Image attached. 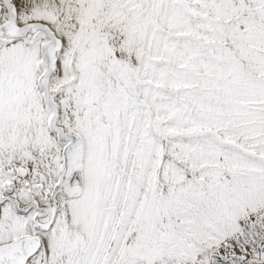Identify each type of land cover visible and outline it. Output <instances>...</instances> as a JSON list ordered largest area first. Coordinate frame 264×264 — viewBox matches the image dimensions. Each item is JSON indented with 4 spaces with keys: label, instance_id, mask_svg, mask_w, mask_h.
Segmentation results:
<instances>
[{
    "label": "rangeland",
    "instance_id": "374dc122",
    "mask_svg": "<svg viewBox=\"0 0 264 264\" xmlns=\"http://www.w3.org/2000/svg\"><path fill=\"white\" fill-rule=\"evenodd\" d=\"M13 3L29 7L32 20L20 24L45 22L74 41L69 77L60 74L63 46L57 53L50 98L58 110L65 92L66 114L80 122L66 131L82 136L86 126L92 133L72 185L84 189L81 173L88 170L94 203L75 223L61 204L71 231L56 264H264V236L256 230L264 221V0ZM24 14L18 12V22ZM42 39L48 40L43 32L0 34V102L9 97L0 106V188L26 191L37 202V191L45 198L44 190L59 185L66 146L51 129L52 110L38 82L46 70ZM9 48L14 59L5 54ZM162 101L174 108L156 105ZM149 133L158 154L147 152ZM39 221L46 224L47 216ZM40 249L41 264H49L42 240Z\"/></svg>",
    "mask_w": 264,
    "mask_h": 264
},
{
    "label": "bare ground",
    "instance_id": "6f19581e",
    "mask_svg": "<svg viewBox=\"0 0 264 264\" xmlns=\"http://www.w3.org/2000/svg\"><path fill=\"white\" fill-rule=\"evenodd\" d=\"M1 1V0H0ZM17 1L18 0H16V3H17ZM24 1V0H23ZM77 1H79V0H76V3H77ZM59 2V1H58ZM57 2V3H58ZM219 2V1H218ZM14 3H15V1H14ZM24 3V2H23ZM28 3V2H27ZM27 3H25V4H27ZM36 4V3H35ZM40 4V3H39ZM51 4H52V2H51ZM68 4V3H67ZM67 4H66V6H67ZM87 4V3H86ZM223 4V3H222ZM17 5V4H16ZM78 5V4H77ZM23 6V5H22ZM3 7L6 9V7L3 5V4H1L0 5V9H2V13H0V23H8V21H9V17H8V12H7V9H6V12H7V16L5 17V15H3L4 14V9H3ZM19 7H20V4H19ZM28 6H25L23 9H21V8H19V10H17L18 12H21V13H23V12H25V14L24 15H27L28 17L27 18H21V16H19V22L17 21V26L18 27H22L23 25H25V24H20V23H23V22H25V20L26 21H28L27 19L29 18V16H30V20H32L31 19V14H26V12H28V10H29V7L27 8ZM33 7V6H32ZM44 8V7H43ZM41 9V8H40ZM63 9V8H62ZM68 9V8H67ZM64 10V9H63ZM36 11V10H35ZM41 11V10H40ZM50 11V10H49ZM17 12V13H18ZM34 12H32V14H33ZM37 13V12H36ZM41 13V12H40ZM49 12L47 11V14H48ZM43 14V13H42ZM50 14V13H49ZM49 14H48V18L50 19V16H49ZM39 14H37V16H38ZM45 15V14H44ZM43 15V16H44ZM52 16V15H51ZM18 17V16H17ZM25 17V16H24ZM21 18V19H20ZM34 18H37L36 17V14H35V17ZM40 18V17H39ZM38 18V20H40ZM52 18H54V17H52ZM63 18V17H62ZM49 19H48V22H49ZM59 19V18H58ZM58 19L56 20V21H58ZM42 20V19H41ZM40 20V21H41ZM43 20H45L46 21V19H43ZM60 20V19H59ZM36 21V20H35ZM50 21H52V19H50ZM55 21V22H56ZM47 22V23H48ZM29 23H35L34 21L33 22H31V21H29ZM29 23H26V24H29ZM45 23V22H44ZM57 23H59V22H57ZM49 24V23H48ZM56 26V25H55ZM189 26V25H188ZM50 27H51V24H50ZM23 28V27H22ZM54 28H56L57 29V27H54ZM58 28H60L61 29V27H59V25H58ZM5 29V28H4ZM52 29V28H51ZM63 30V29H62ZM61 30V31H62ZM54 31V30H53ZM56 31H58V30H56ZM60 32V31H59ZM3 33L4 34H6V32H5V30L3 31ZM44 33V32H43ZM65 33V32H64ZM64 33H63V35H58L62 40V42H63V49H62V51H63V54H61L62 55V63H61V66H59L60 67V69H61V73L60 74H64V77H69V75H68V70H67V62H68V60H69V54H70V50H71V48H70V46L72 47L73 46V44H74V41H71V42H69L67 39H66V36H64ZM0 34H1V30H0ZM3 34V35H4ZM2 36V35H1ZM5 37H6V35H4ZM16 37H13L12 39H19V38H25V37H23L20 33L18 34V33H16V35H15ZM47 36V35H46ZM27 37V36H26ZM74 37V36H73ZM48 38V37H47ZM74 40V39H73ZM16 42H18V41H16ZM41 42V41H40ZM39 42V43H40ZM42 42H44V40L42 39ZM50 42V40L48 39L47 41H45L44 43H49ZM24 43V42H23ZM43 43V44H44ZM15 45V44H14ZM17 45V44H16ZM39 45V44H38ZM31 48H32V46H30ZM38 47V46H37ZM62 47V46H61ZM20 48H22V46L20 47ZM28 48V47H27ZM39 49V48H38ZM42 49V48H41ZM44 49H45V55L48 53V50H46V49H48V47H44ZM198 49V48H197ZM15 50H19V48L18 47H16L15 48ZM15 50L14 49H7L6 51H5V54H7V58H12V59H14V52H15ZM2 51V50H1ZM61 51V52H62ZM38 53V52H37ZM3 54V53H2ZM27 55V54H26ZM224 56V55H223ZM42 57H43V59H45V57H44V55L42 54ZM37 58V57H36ZM40 58V57H39ZM61 57H59V59H60ZM71 59V58H70ZM211 60V59H210ZM84 57L83 58H79L78 60H77V62H78V66L79 67H82L83 66V64H84ZM138 61V60H137ZM208 61V60H207ZM16 62V61H15ZM36 62V61H35ZM58 62H59V60H58ZM69 63H70V60H69ZM135 64V63H134ZM9 65V64H8ZM11 65V64H10ZM13 65V64H12ZM34 65V64H33ZM59 65V64H58ZM4 66V65H3ZM2 66V67H3ZM21 66V65H20ZM215 67V66H214ZM217 67V66H216ZM215 67V68H216ZM5 68V67H4ZM3 68V69H4ZM21 68V67H20ZM35 68H36V66H35ZM219 68V67H218ZM59 69V70H60ZM15 72H17L15 69H13ZM12 70V71H13ZM35 70H37V69H35ZM161 70V69H160ZM7 71H8V69H7ZM167 72V71H166ZM166 72H159L161 75V77L163 78V79H165L166 80V78L168 79V77H167V73ZM222 72V71H221ZM220 72V73H221ZM3 73V72H2ZM12 74V73H11ZM13 74H15V73H13ZM34 74V73H33ZM38 74H39V72H38ZM187 74V73H186ZM189 75V74H188ZM30 77V76H29ZM190 77V76H189ZM1 78V77H0ZM85 78V77H84ZM88 78V77H87ZM86 78V79H87ZM28 79V78H27ZM7 80V79H6ZM164 80V81H165ZM169 80V79H168ZM170 80H171V77H170ZM172 80H173V78H172ZM171 80V81H172ZM5 81V80H4ZM170 81V82H171ZM2 82V84H3V81H1ZM32 82V81H31ZM88 82V81H87ZM167 82V81H166ZM7 83H8V81H7ZM1 84V83H0ZM4 84H5V82H4ZM80 85H82L83 86V81H82V79H81V81H80ZM212 85V84H211ZM31 86V85H30ZM78 86V85H77ZM34 87V86H33ZM38 89V88H37ZM39 90V89H38ZM262 94H264V88H263V90H262ZM41 92H39V94H40ZM191 93V92H190ZM189 93V94H190ZM219 93V92H218ZM42 94V93H41ZM64 94H65V92L63 93V95L61 96V97H58L59 98V105H58V107H59V109H58V115H59V117H58V124H56V126H64V130L66 131V130H69V128H70V125H73V126H75V127H77V128H79L78 126L80 125V122H77V120H76V122H71L70 120H71V117H69L66 113L67 112H69V113H71V111L70 110H68L67 109V102H66V100H64L65 99V97H64ZM75 94V93H74ZM9 95V94H8ZM59 96V95H58ZM84 97H83V99H82V101H83V104H85V102H86V98L88 97L87 95H83ZM87 96V97H86ZM223 96V95H222ZM4 97H5V95H4ZM41 97V96H40ZM68 97V96H67ZM78 97V96H77ZM190 97V96H189ZM193 97V96H192ZM195 97H197V96H195ZM2 98V97H1ZM8 98V99H7ZM5 97L4 99H5V102L4 101H2V103L0 102V106H2V108L4 107V103H7V102H9L8 100H9V97ZM43 99V98H42ZM41 99V100H42ZM63 99V100H62ZM72 99V98H71ZM70 99V100H71ZM74 99V98H73ZM72 99V100H73ZM194 99V98H193ZM190 101V100H189ZM166 103V102H165ZM163 101L162 102H159V103H156V105L157 106H159V107H161V108H166L167 107V109H173L174 107L171 105V104H165ZM174 103V102H173ZM43 104H44V102H43ZM177 104V103H176ZM6 105V104H5ZM43 106V105H42ZM44 106H46V105H44ZM76 106V105H75ZM74 106V107H75ZM47 107V106H46ZM69 107V106H68ZM71 107V106H70ZM44 109H45V107H43ZM42 108V109H43ZM7 109V108H6ZM41 109V110H42ZM189 109V108H188ZM182 110H185L184 108L182 109ZM51 111V110H50ZM32 112V111H31ZM48 112V111H47ZM3 113V112H2ZM188 113V112H187ZM51 113H48V115H50ZM190 114H192V113H190ZM190 114H189V116H190ZM47 114H45V116H46ZM52 116V115H51ZM47 117L48 116H46V120H47ZM44 118V117H43ZM66 118L68 119V120H66ZM35 119V118H34ZM38 119H40L41 120V118H39V116H38ZM74 119V118H73ZM45 120V124L47 123V121ZM6 121V120H5ZM179 122V121H178ZM7 123V122H6ZM5 123V124H6ZM34 123V122H33ZM40 123H42V122H40ZM50 124H51V118H50V122H49ZM44 124V125H45ZM40 125V124H39ZM48 126V125H47ZM51 126V125H50ZM49 127V126H48ZM15 128V127H14ZM42 128V127H41ZM51 129H53L52 127H51ZM22 130H24V129H22ZM40 130V129H39ZM44 130V129H43ZM84 130V131H83ZM82 130V137L84 138V143H85V145L88 147V145L89 144H92V137H91V135H92V133L90 132V130H87V128H86V126H84V129ZM44 131H46V130H44ZM55 131V130H54ZM74 131V130H73ZM55 132H57V131H55ZM66 132H71V131H66ZM75 132H77V131H75ZM13 133V132H12ZM16 133V132H15ZM18 133H21V132H18ZM23 133H25V132H23ZM23 133H21L20 134V137H21V135L23 134ZM44 133V135H46L45 134V132H43ZM42 133V134H43ZM79 133V132H78ZM48 134V133H47ZM51 135H52V137L55 139V141L57 140L56 139V134L55 133H50ZM23 135H25V134H23ZM31 135H33V134H31ZM27 136V135H26ZM6 136H4V138H5ZM8 137V136H7ZM10 138H12V137H9V139ZM25 138V137H24ZM43 138V137H42ZM58 138V137H57ZM53 139V140H54ZM49 140V139H48ZM52 140V139H51ZM18 141V140H17ZM43 140H41V142H42ZM55 141H54V143H55ZM60 141V140H59ZM22 142V141H21ZM46 142V141H45ZM45 142H43V143H45ZM51 142V141H50ZM52 143V142H51ZM23 144V143H22ZM42 144V143H41ZM66 144V143H65ZM8 145V144H7ZM6 145V146H7ZM24 145V144H23ZM50 145V144H49ZM52 145V144H51ZM29 146V145H28ZM46 146V145H45ZM57 146V145H56ZM59 146V145H58ZM61 146V145H60ZM59 146V147H60ZM64 146V145H63ZM15 147V146H14ZM14 147H12L13 148V150L15 149ZM18 147H20V145H18ZM18 147H16V148H18ZM43 147V146H42ZM53 147V146H52ZM51 147V148H52ZM159 144L158 143H156L155 142V140H154V138L152 137V135L149 133V145H148V147H147V152H148V154H150V155H153V153H156V154H158L159 153ZM188 147V146H187ZM7 148V147H6ZM56 148V147H55ZM11 149V148H10ZM24 149H26V148H24ZM43 150H44V148H42ZM63 149V148H62ZM7 150H8V148H7ZM21 150V149H20ZM53 150V149H52ZM52 150H50L49 152H52ZM4 151H5V149H4ZM55 151V150H54ZM140 152H142V149H140L139 150ZM14 152V151H13ZM12 152V153H13ZM31 152V151H30ZM2 153H3V151H2ZM5 153H7V152H5ZM53 153V152H52ZM61 153V152H60ZM30 154V153H29ZM38 154V153H37ZM62 154V153H61ZM143 154V153H142ZM12 155V154H11ZM31 155V154H30ZM39 155H40V152H39ZM38 155V156H39ZM51 155V154H50ZM14 155H12V157H13ZM57 156V155H56ZM63 156H64V150H63ZM5 157V156H4ZM22 157V156H21ZM27 157V156H26ZM1 158V157H0ZM6 158V157H5ZM10 158V157H9ZM20 158V157H19ZM34 158V157H33ZM37 158V157H36ZM40 158V157H39ZM50 158V157H49ZM57 158H59L58 156L54 159V161L55 162H57L58 161V159ZM7 159V158H6ZM15 159V158H14ZM35 159V158H34ZM84 159V158H83ZM2 160H4V159H2ZM142 160V159H141ZM33 161V160H32ZM35 161H36V159H35ZM16 162V161H15ZM21 162H22V160H21ZM39 162L41 163V160L39 159ZM55 162H53V163H55ZM52 163V162H51ZM17 164V163H16ZM56 164V163H55ZM58 164V166H55L56 167V170L55 171H57L58 169H59V167H61L62 165H60L61 163H60V161L57 163ZM74 164H76V162L74 163ZM152 164H155V159H153L152 160ZM12 165V164H11ZM15 165V164H14ZM31 165V164H30ZM30 165H29V167H30ZM36 165V164H35ZM60 165V166H59ZM71 165V164H70ZM69 165V166H70ZM75 166V165H74ZM1 167V166H0ZM12 167V166H11ZM64 167H65V163H64ZM83 167H84V160H83ZM30 168H32V165H31V167ZM43 168V167H42ZM47 168V167H46ZM11 169V168H10ZM61 169V168H60ZM7 170V169H6ZM16 170H17V167H16ZM35 171H36V169H34ZM37 170H39V169H37ZM43 170V169H42ZM83 170V169H82ZM10 171V170H9ZM47 171H49V170H47ZM5 172V171H4ZM32 172V171H31ZM30 172V173H31ZM43 172V171H42ZM45 172V171H44ZM82 172V171H81ZM37 173H39V172H37ZM40 174V173H39ZM81 174H83V178H84V183H83V187H84V189H82V191L84 190V192H83V194L81 193V197L80 196H78L79 198H76V197H70V198H75V199H69V198H67L63 193H62V189H60V191H57V187H53V186H51V187H49L48 189H46V190H44V192H45V194H46V196H45V198H42V194H41V192L40 191H37V194H38V196H39V200H40V202H37V201H30V199H31V194L30 193H28V192H26V191H21V190H17V188H16V190H14V192H7V188L6 189H4L3 187L2 188H0V196H2L3 198H2V200L0 201V244H3V243H7V242H11V241H15V240H19V239H21V238H28V237H38V238H40V240H42V242H44V245H45V248H46V250H47V258H48V260L50 261V262H48L49 264H56V261L58 260V249L59 248H61V247H63V243L66 241V239H67V233L69 232V231H71V230H68L67 229V226H66V218H68V217H66L67 215L65 214V212L61 209V204H63V205H66V207L68 208V212H69V214H70V217L69 218H71L72 219V222H74L75 223V221L78 219H80V217H81V215H82V210L81 209H83V210H87V209H89V208H91L92 206H93V201H94V197H95V187H94V184H95V179H94V176L93 175H90V174H88V170H85V172L84 173H81ZM4 175H6V174H4ZM20 175V174H19ZM31 175V174H30ZM29 175V176H30ZM35 174H33V176H34ZM46 179H51V178H49V176L50 177H53V173L52 174H44L43 175ZM63 176V175H62ZM38 178H39V176H38ZM78 177L77 176H75L74 177V181L77 179ZM44 179V178H43ZM8 180V179H7ZM2 181V180H1ZM6 181V180H5ZM40 181H41V179H40ZM43 181V180H42ZM3 182V181H2ZM6 182H8V181H6ZM64 182V178L62 179L61 178V181H60V183H59V185L61 186V184ZM7 185V184H6ZM59 185H57V186H59ZM76 186H79V185H76ZM25 189V188H24ZM13 190V189H12ZM30 192V191H29ZM59 193H61L63 196H61V195H58ZM73 192L72 191H70V194H72ZM2 194V195H1ZM55 194H57L58 195V197L56 198V201H55V207H57V205H56V203L58 204V206H60L59 208H58V210H57V212H56V214H55V219H54V221H53V224L51 225V227L48 229V231H46V230H43V229H39L38 228V226H37V223H35V220H36V213H35V210H37L38 211V215L41 213V209L40 208H44V214L45 213H48V211H46V209H48V208H51V206H52V202H51V199L54 197V195ZM63 197V198H62ZM67 198V199H66ZM15 201H17V202H15ZM31 202H33V204H31ZM38 203V204H37ZM92 204L91 206H89V204ZM31 208H33L32 210H31V212L30 213H28V215H25V213H27V212H29L30 211V209ZM46 208V209H45ZM65 210V209H64ZM67 211V210H66ZM20 213H22V214H20ZM35 214V215H34ZM49 214V213H48ZM66 215V216H65ZM69 216V215H68ZM68 218V219H69ZM45 221V220H44ZM84 221H85V218H84ZM83 221V222H84ZM82 222V221H81ZM39 224H44L43 222H41V221H39L38 222ZM145 227H147V226H145ZM85 229V227H82L81 228V230H84ZM256 229V228H255ZM257 230V232H259V231H261V235H262V238H260V239H263V236H264V221H262V223H261V225L256 229ZM259 234V236L261 237V235ZM70 235H72L71 234V232H70ZM80 235V234H79ZM74 237V242L73 243H75V245H77V243H78V241H79V239H78V236H76V235H74L73 236ZM239 245V244H238ZM73 247H75V246H73ZM77 247V246H76ZM255 247V246H254ZM73 250H74V248H72ZM42 250L43 249H40V250H38L34 255H32L29 259H28V261H27V264H41V262L43 261V255H42ZM244 250V249H243Z\"/></svg>",
    "mask_w": 264,
    "mask_h": 264
},
{
    "label": "water",
    "instance_id": "95a60500",
    "mask_svg": "<svg viewBox=\"0 0 264 264\" xmlns=\"http://www.w3.org/2000/svg\"><path fill=\"white\" fill-rule=\"evenodd\" d=\"M3 5L6 7L8 12V17L10 18L8 23H0V30L1 35L5 39H12L16 37V33H20L23 37L27 35H34L37 32H44L48 39L50 40L49 43H44L40 47L41 54L44 55L46 60V70L40 76L38 82L40 88L44 92V97L46 100L47 105L52 110L51 116V127L53 130L57 131L58 139L64 143L66 146L64 147V171L62 179L64 178V182L61 186H55L62 189V193L67 197H78L82 193L81 186H73L72 181L74 176L81 172L83 169V158L85 156V143L84 138L75 131L66 132L61 126H56V121L58 119V110L56 101L50 98V78L52 74L56 70L57 65V53L60 51L61 46H63L62 41L59 37L55 34V32L51 29V27L42 22H35L25 24L22 27L17 26V16L18 11L16 5L13 3V0H1ZM2 9H0L1 13ZM5 28V29H4ZM5 30L6 34L3 33ZM6 35V37L4 35ZM44 47H48V53L45 55ZM76 162V164H74ZM71 164V165H70ZM70 165V166H69ZM75 165V166H74ZM70 191L73 193L70 194ZM7 192H13L12 189H7ZM57 194L54 195L56 197ZM53 197V198H54ZM52 198V199H53ZM52 202L51 208L46 209L48 213H40L38 215L37 211V218L35 223L39 229L48 230L53 221L55 219V214L57 212V207H55V201ZM17 202V201H15ZM41 212H44V208H40ZM40 216H47V223L46 224H39V217ZM40 249V240L38 237H28V238H21L19 240L7 242L0 244V264H27L28 259L34 255Z\"/></svg>",
    "mask_w": 264,
    "mask_h": 264
}]
</instances>
